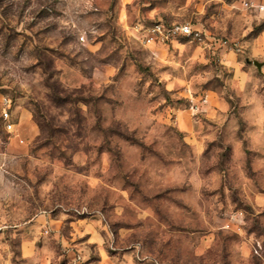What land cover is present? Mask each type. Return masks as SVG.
<instances>
[{"label": "rangeland", "instance_id": "1", "mask_svg": "<svg viewBox=\"0 0 264 264\" xmlns=\"http://www.w3.org/2000/svg\"><path fill=\"white\" fill-rule=\"evenodd\" d=\"M3 99L0 264H264V0H0Z\"/></svg>", "mask_w": 264, "mask_h": 264}, {"label": "built area", "instance_id": "2", "mask_svg": "<svg viewBox=\"0 0 264 264\" xmlns=\"http://www.w3.org/2000/svg\"><path fill=\"white\" fill-rule=\"evenodd\" d=\"M188 28L187 32L182 31V29ZM149 41L160 39L162 41L169 40L179 37L185 38H193V39H200V32L198 30L192 29V27L187 23H172L169 25H163L161 23L154 24L149 29ZM223 45L229 46L226 41L223 42ZM232 49V48H230ZM0 122L5 128V130L9 133L13 132L14 130V122L10 113V101L7 99H3L0 106Z\"/></svg>", "mask_w": 264, "mask_h": 264}, {"label": "water", "instance_id": "3", "mask_svg": "<svg viewBox=\"0 0 264 264\" xmlns=\"http://www.w3.org/2000/svg\"><path fill=\"white\" fill-rule=\"evenodd\" d=\"M253 64L259 69V67H260V64H258L257 62H253Z\"/></svg>", "mask_w": 264, "mask_h": 264}, {"label": "clouds", "instance_id": "4", "mask_svg": "<svg viewBox=\"0 0 264 264\" xmlns=\"http://www.w3.org/2000/svg\"><path fill=\"white\" fill-rule=\"evenodd\" d=\"M188 30H189L188 28L182 29V31H184V32H187ZM81 39H83V35L81 36Z\"/></svg>", "mask_w": 264, "mask_h": 264}]
</instances>
